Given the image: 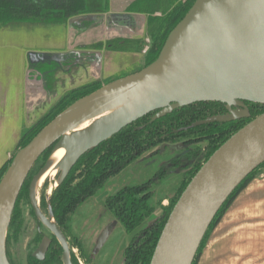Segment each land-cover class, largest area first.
Returning a JSON list of instances; mask_svg holds the SVG:
<instances>
[{
    "label": "water",
    "instance_id": "95a60500",
    "mask_svg": "<svg viewBox=\"0 0 264 264\" xmlns=\"http://www.w3.org/2000/svg\"><path fill=\"white\" fill-rule=\"evenodd\" d=\"M196 102L226 104L228 114L208 123L244 116L231 109L241 102L264 104V0H195L154 62L73 102L18 149L0 179V264H10L5 242L18 195L50 146L51 153L65 150L56 166L58 184L88 149L129 124L156 110L153 119ZM85 122L89 124L78 129ZM263 163L264 113L230 136L191 178L168 215L149 264H192L221 206ZM51 166L48 158L30 181L29 201L36 218L62 246L64 264H70L51 209L46 217L36 197L38 181ZM47 245L44 238L37 251L44 252Z\"/></svg>",
    "mask_w": 264,
    "mask_h": 264
},
{
    "label": "trees",
    "instance_id": "16d2710c",
    "mask_svg": "<svg viewBox=\"0 0 264 264\" xmlns=\"http://www.w3.org/2000/svg\"><path fill=\"white\" fill-rule=\"evenodd\" d=\"M195 0H134L126 11L147 16L145 36L149 45L142 54L141 69L158 57L167 36L181 21ZM88 0H0V24L40 23L61 24L89 13ZM160 15L157 16L156 14ZM114 42V41H113ZM113 42L111 44H113ZM122 42L121 49L139 52L144 47V36ZM136 70L135 72L139 71ZM119 79V78H117ZM107 81L108 84L114 80ZM104 84V85H105ZM103 84L93 81L74 88L54 103L36 122L25 129L19 138L14 153L0 168V179L16 151L27 145L32 138L59 113L73 102L91 94ZM241 107V108H240ZM231 109L241 110L245 115L231 121L205 122L207 119L228 114L226 104L219 102H196L153 119V111L129 124L121 131L88 149L72 167L62 182L58 183L50 197L41 195V204L51 209L57 227L69 237V245L77 249L81 257L83 245L70 235L69 217L89 198H92L110 177L120 173L132 161L147 150L172 146L176 153L164 164L162 173H177L179 181L171 194L155 198L150 191V182L119 189L104 199V207L122 226L128 236L123 251L122 264H149L160 233L174 204L201 165L235 132L264 113V104L241 102ZM54 145L50 146L30 170L18 195L6 235V245L12 232L21 227V202L28 200L29 180L43 167ZM154 152V153H155ZM264 169V163L250 173L232 192L212 220L192 264H196L209 233L218 224L237 195ZM48 181L43 183L45 190ZM164 200L168 201L163 205ZM159 211L155 215L156 211ZM152 221L147 223L148 220ZM57 249L52 246L51 251ZM8 255V252H7ZM9 259V258H8ZM11 262V261H10ZM88 264V262H87Z\"/></svg>",
    "mask_w": 264,
    "mask_h": 264
},
{
    "label": "crops",
    "instance_id": "0c3cea01",
    "mask_svg": "<svg viewBox=\"0 0 264 264\" xmlns=\"http://www.w3.org/2000/svg\"><path fill=\"white\" fill-rule=\"evenodd\" d=\"M132 1L134 0H103L105 11L98 15L106 19L98 22L99 33L93 36L89 33L86 39H83L86 33L85 17L89 16L90 12L64 22L66 28L73 30L69 40V55L76 54L79 59H83L81 52L87 51L90 57L99 56L97 62L79 64L76 61L68 68L47 62L55 58L48 56L52 55L51 53L46 55L49 58L45 60L47 63L37 57L35 50L29 53V57H26L25 48L22 54H17V74L4 77L5 81H12L0 88V168L14 153L21 133L65 93L93 81L104 85L113 77L116 66H119L122 60L130 56H135L137 60L142 59V54L149 44V39L145 36L147 16L127 12L126 9ZM79 17L82 18L78 19ZM13 28L19 30L20 27H8L2 34L8 32L12 38L15 33ZM10 35H2L0 48L4 49L5 45H10L8 49H15L19 46L6 40ZM143 36L144 47L141 53L121 49L122 42L114 43L115 40L131 41ZM13 55L16 56L14 53ZM61 56L65 60V57ZM51 65L56 68L52 69ZM13 69L12 67L11 72ZM77 79L82 82L76 83ZM65 84H69L71 88L65 90ZM54 97H58L55 102L52 100ZM43 106L47 110L28 127H24L30 119H27V113L34 114ZM196 264H264V169L237 195L209 233Z\"/></svg>",
    "mask_w": 264,
    "mask_h": 264
},
{
    "label": "rangeland",
    "instance_id": "374dc122",
    "mask_svg": "<svg viewBox=\"0 0 264 264\" xmlns=\"http://www.w3.org/2000/svg\"><path fill=\"white\" fill-rule=\"evenodd\" d=\"M88 6L90 14L86 17V33H84L85 36L83 39L88 38L89 33L91 36L99 33L98 22L106 19V17L98 15L105 11L103 9L105 7L103 0H90ZM65 26L64 23L54 24L49 22L0 24V41L3 36L10 35L8 32L2 34V31L7 30L8 27H20L18 28L19 30L13 28L15 33L12 35V38L11 35L10 38H6V40L13 41V43L19 44V46H16L15 49H8L11 47L10 45H5L4 49L0 48V88L10 83V80L12 81V79L5 81L4 77L7 75L13 77L17 74L19 66L15 60L17 61V54H22L24 48L27 50L26 57H29V53L35 50L34 52L37 54V57L43 62L49 59L46 55L51 53L52 55L48 56L55 58L47 62L56 63L57 66L62 67L67 66L71 68L76 61H78L79 64H88V62L91 61L97 62L100 59L99 56L93 55L90 57L87 51L81 52L83 59H79V56L76 54L69 55V40L73 30ZM6 42L9 44L8 41ZM148 45L149 44H147V46ZM21 47L23 48L20 49ZM13 53L16 54V56L13 55ZM61 55L65 57V60ZM134 59L135 56H130L122 60V63L116 66L114 70L115 73L110 80L125 77L139 70L142 66L140 63L141 60L140 58L138 60L135 59L137 61ZM133 61L135 62L131 63ZM12 67L14 68L13 72H11ZM51 68L54 69L56 66L51 65ZM80 82H82L80 79L76 80V83ZM68 88H71V86L65 84V90H68ZM57 98L58 97L55 99L54 97L52 99L54 100L53 102H55ZM45 110L47 109L43 106L39 107L34 114L27 113V119H30L29 121L27 120L24 127H28L32 122L37 120ZM158 149L160 150L156 152L153 149L145 151L120 173L107 179L92 198L86 200L70 215V222H68L70 235L81 241L84 249L83 255L85 259H87L88 264H122L123 262V251L128 244V236L118 221L105 209L104 199L107 196L123 187L136 186L146 182H150V191L154 193L155 198L171 194L174 191L179 181L177 173L166 175L162 173V170H165L163 168L164 164L178 150L172 146L166 149ZM56 175L57 171L54 177H49L47 179L48 184L45 190H43V182L40 184L41 186H37L36 197L37 201L39 200L40 203L43 193L46 197H50L52 189L56 186ZM31 180L32 178L29 182ZM162 204L167 205L168 201L164 200ZM41 209L43 213H47L46 205L42 204ZM21 210V227L18 232H12V236L6 245L8 256L11 258L13 264H21L25 261L26 257L33 249V239L36 237L37 227L40 226L28 200L21 202ZM158 213L159 211L157 210L155 215ZM152 219L153 218L148 220L147 223H150ZM40 233L43 236H48L49 234L42 226H40ZM74 254L83 264H87L77 249L74 250Z\"/></svg>",
    "mask_w": 264,
    "mask_h": 264
},
{
    "label": "flooded vegetation",
    "instance_id": "af4514ba",
    "mask_svg": "<svg viewBox=\"0 0 264 264\" xmlns=\"http://www.w3.org/2000/svg\"><path fill=\"white\" fill-rule=\"evenodd\" d=\"M226 108H227V106H226ZM28 201H29V191H28ZM37 202H38V206H39L41 212L43 213V211L41 209L42 204L40 203L39 200ZM29 204H30V201H29ZM31 208H32V206H31ZM32 211L34 214L33 208H32ZM48 212H49V208H47V213H43V214L46 217H49ZM34 216H35V214H34ZM35 218H36V216H35ZM36 220L40 226H42L43 228H45L48 231L49 234H48V236L41 235L40 226L37 227L36 237L33 239V249L30 251V253L26 257L25 261L21 264H64V262H63V249H62V246L60 245L59 241L37 218H36ZM51 221L54 222L53 217L51 218ZM56 227H57V225H56ZM57 229L62 233V235L65 237V240L67 242L69 263L70 264H83L81 262V260L80 259L78 260L76 255L74 254L75 249L70 248L69 241H68L69 237L66 238V236L63 234V232L58 227H57ZM44 238H46L48 240V245H47V249L41 253V252H38L37 250L39 249V245L41 244V242L43 241ZM52 246L56 247L57 249H54V251H51L50 248ZM5 248H6V242H5ZM6 255H7V249H6ZM7 258H9L8 259L9 263L13 264L11 258L8 255H7Z\"/></svg>",
    "mask_w": 264,
    "mask_h": 264
},
{
    "label": "bare ground",
    "instance_id": "6f19581e",
    "mask_svg": "<svg viewBox=\"0 0 264 264\" xmlns=\"http://www.w3.org/2000/svg\"><path fill=\"white\" fill-rule=\"evenodd\" d=\"M88 124H89V122H85L81 126H79L78 129H83ZM64 154H65V150L63 148L57 149V150L53 151L50 154L49 160L51 161L52 166L40 177V179L38 181V185H37L38 187H39V185L42 182L44 183L49 177H54L55 176V174H56V166L61 161V159L64 157Z\"/></svg>",
    "mask_w": 264,
    "mask_h": 264
}]
</instances>
